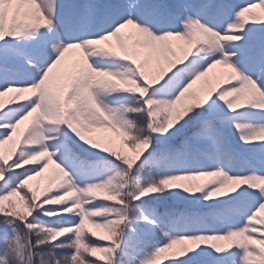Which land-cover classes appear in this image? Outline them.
Here are the masks:
<instances>
[{"label": "snow or ice", "instance_id": "6c2138e0", "mask_svg": "<svg viewBox=\"0 0 264 264\" xmlns=\"http://www.w3.org/2000/svg\"><path fill=\"white\" fill-rule=\"evenodd\" d=\"M0 264H264V0H0Z\"/></svg>", "mask_w": 264, "mask_h": 264}, {"label": "rangeland", "instance_id": "374dc122", "mask_svg": "<svg viewBox=\"0 0 264 264\" xmlns=\"http://www.w3.org/2000/svg\"><path fill=\"white\" fill-rule=\"evenodd\" d=\"M97 234H98V235H101V232L98 231Z\"/></svg>", "mask_w": 264, "mask_h": 264}, {"label": "trees", "instance_id": "16d2710c", "mask_svg": "<svg viewBox=\"0 0 264 264\" xmlns=\"http://www.w3.org/2000/svg\"><path fill=\"white\" fill-rule=\"evenodd\" d=\"M103 233H101V235H102Z\"/></svg>", "mask_w": 264, "mask_h": 264}]
</instances>
